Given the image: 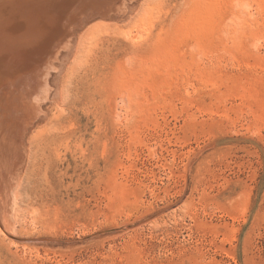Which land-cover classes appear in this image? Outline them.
Instances as JSON below:
<instances>
[{
	"label": "rangeland",
	"instance_id": "1",
	"mask_svg": "<svg viewBox=\"0 0 264 264\" xmlns=\"http://www.w3.org/2000/svg\"><path fill=\"white\" fill-rule=\"evenodd\" d=\"M139 4L79 35L0 264H264V0Z\"/></svg>",
	"mask_w": 264,
	"mask_h": 264
},
{
	"label": "bare ground",
	"instance_id": "2",
	"mask_svg": "<svg viewBox=\"0 0 264 264\" xmlns=\"http://www.w3.org/2000/svg\"><path fill=\"white\" fill-rule=\"evenodd\" d=\"M138 2L0 0V229L9 238L20 241L10 233L11 176L29 158L31 131L62 99L79 35L97 18L128 19Z\"/></svg>",
	"mask_w": 264,
	"mask_h": 264
}]
</instances>
